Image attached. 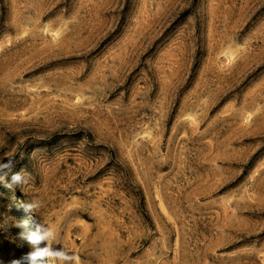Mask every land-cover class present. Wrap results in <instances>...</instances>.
Here are the masks:
<instances>
[{
  "label": "rangeland",
  "instance_id": "1",
  "mask_svg": "<svg viewBox=\"0 0 264 264\" xmlns=\"http://www.w3.org/2000/svg\"><path fill=\"white\" fill-rule=\"evenodd\" d=\"M9 159L4 264H264V0H0Z\"/></svg>",
  "mask_w": 264,
  "mask_h": 264
},
{
  "label": "clouds",
  "instance_id": "2",
  "mask_svg": "<svg viewBox=\"0 0 264 264\" xmlns=\"http://www.w3.org/2000/svg\"><path fill=\"white\" fill-rule=\"evenodd\" d=\"M10 166L11 159L8 161H0V184L11 190L14 189L15 186H20L22 189V186L29 182L30 173L26 169H21L11 174L10 178H7L8 171H6V169H9ZM22 206L25 209L37 210L40 204L39 202H24ZM25 238L33 245L40 240L52 243L57 240V233L55 229H50L47 225L46 227L38 226L36 232L28 233ZM74 255V253L63 247L61 249H52L46 246L44 248H34V250L24 253L21 257L12 259L8 264H36L37 258L43 256L48 257L49 261H53L55 264H72ZM0 264H4V261L0 260Z\"/></svg>",
  "mask_w": 264,
  "mask_h": 264
},
{
  "label": "bare ground",
  "instance_id": "3",
  "mask_svg": "<svg viewBox=\"0 0 264 264\" xmlns=\"http://www.w3.org/2000/svg\"><path fill=\"white\" fill-rule=\"evenodd\" d=\"M14 195V194H13ZM15 203V205H16V207H19L20 205H19V202H18V200L16 199V197L15 196H12V199H11V203ZM12 203V204H13ZM13 210L15 211V209L13 208ZM16 212V211H15ZM17 219H19L20 220V217L19 216H17ZM29 224V231H30V233L31 232H34V230H33V226L30 224V223H28ZM27 227V228H28ZM31 246H33L34 248H44V244L40 241V242H37L35 245H33L32 243H31ZM41 259H42V257H39V258H37V261H36V264H41Z\"/></svg>",
  "mask_w": 264,
  "mask_h": 264
},
{
  "label": "trees",
  "instance_id": "4",
  "mask_svg": "<svg viewBox=\"0 0 264 264\" xmlns=\"http://www.w3.org/2000/svg\"><path fill=\"white\" fill-rule=\"evenodd\" d=\"M1 236V235H0ZM1 238V237H0ZM3 249V244H2V242H1V239H0V250H2Z\"/></svg>",
  "mask_w": 264,
  "mask_h": 264
}]
</instances>
